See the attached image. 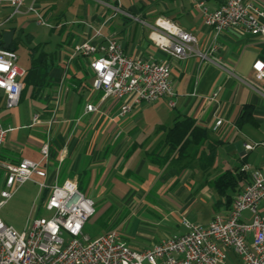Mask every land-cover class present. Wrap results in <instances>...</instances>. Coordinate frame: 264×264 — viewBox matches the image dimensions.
Wrapping results in <instances>:
<instances>
[{
	"label": "crops",
	"instance_id": "1",
	"mask_svg": "<svg viewBox=\"0 0 264 264\" xmlns=\"http://www.w3.org/2000/svg\"><path fill=\"white\" fill-rule=\"evenodd\" d=\"M33 1L24 0L18 13L27 16L28 23L48 25L51 33L59 35L53 43L33 42L34 34H27L31 43L48 53V79L37 94L32 87L24 89L20 103L28 94L32 98L27 110L0 117L6 127H14L0 148V160H39L41 147L49 139L48 172L58 169L59 180L76 178L80 188L94 198L98 207L92 216L101 226L98 235L117 229L138 250L168 234L187 231L184 219L207 225L216 213L227 214L234 197L250 181L252 170L264 169V80L256 78L253 68L257 58H264V34L240 25L228 27L217 38V64L197 53L171 55L155 42L153 26L160 19H170L195 34L198 47L206 51L215 33L204 22L201 3L214 9L226 0H36L38 11L48 18L45 23L29 9ZM252 1L264 8V0ZM12 11L4 1L0 20ZM16 14L5 21L0 36L5 29H15L12 45L16 42L17 51L24 27L17 24ZM94 27L105 35L113 34L128 54L169 61L175 94L141 102L125 114L120 112L122 100L103 99L102 92L92 88L88 59L72 54L74 44L90 38ZM23 81L25 86L24 77ZM4 102L0 89V108L6 107ZM88 102L96 103L98 110L87 111ZM246 105L252 113L242 116ZM35 111L41 113V121L30 125ZM53 113L57 121L49 131ZM179 114L193 117L220 140L211 166L205 168L199 161L203 148L162 164L153 160L156 154L166 153L167 130ZM246 143L254 147L247 148ZM226 171L238 181L224 191L216 179ZM260 210L264 213V203ZM243 216L253 219L250 211ZM198 217L204 219L198 221ZM221 264L242 262L229 249Z\"/></svg>",
	"mask_w": 264,
	"mask_h": 264
},
{
	"label": "built area",
	"instance_id": "2",
	"mask_svg": "<svg viewBox=\"0 0 264 264\" xmlns=\"http://www.w3.org/2000/svg\"><path fill=\"white\" fill-rule=\"evenodd\" d=\"M4 1L13 7L6 20L20 12L24 4V0H0V5ZM35 2L29 9L37 13L39 22L45 23ZM201 5L204 22L215 33L206 51L198 47L195 34L166 18L153 26L155 42L175 57L197 53L220 64L215 55L219 48L217 38L228 27L240 25L252 33L264 34V8L252 0H226L214 9L204 2ZM6 20H0V31ZM72 54L88 59L93 90L102 92L103 99L122 100V114L141 102L175 94L169 61L128 54L113 34L105 35L100 27H94L90 38L75 43ZM18 58L14 48L0 44V89L4 91L8 108L20 103L24 87L27 69L20 66ZM253 68L256 78L264 80V58H257ZM217 94L215 91L214 96ZM86 110H98V105L88 102ZM40 121L41 113L35 111L30 125ZM56 121L57 115L53 113L49 131ZM221 122V118L217 120V124ZM13 128L6 127L0 119V148ZM246 147L254 145L246 143ZM41 152L39 160H0L3 169L0 209L22 183L32 179L39 184L42 199L36 213L42 204L49 212L48 215L33 212L27 227L21 231L0 215V264H221L229 249L240 257L242 264H264V213L260 210L264 203V169L252 170L250 181L234 197L227 214L216 213L207 225L184 219L187 231L165 236L152 246L138 250L128 245L117 229L94 238L85 234L84 227L96 211L94 198L80 188L76 178L68 177L60 182L58 169L52 174L48 172L46 165L52 156L49 139L43 143ZM245 211L253 214L251 221L245 220Z\"/></svg>",
	"mask_w": 264,
	"mask_h": 264
},
{
	"label": "trees",
	"instance_id": "3",
	"mask_svg": "<svg viewBox=\"0 0 264 264\" xmlns=\"http://www.w3.org/2000/svg\"><path fill=\"white\" fill-rule=\"evenodd\" d=\"M12 47L16 48V42H14ZM47 56L48 53L42 51L39 45H35L32 48V63L24 76L26 84L23 88L21 99H23L24 89L28 90L32 87L33 94H37L47 83ZM244 109L242 116L247 115V113H252L251 110L249 112L248 105H246ZM219 143V139H214L212 137L210 129L199 125L197 121L189 115L179 114L167 130L165 138L166 153L164 155L155 153L157 156L153 157V160L158 164H162L165 160L167 161L170 158H183L191 155L193 152L198 153L199 150L203 148V154L199 157V161L203 167L207 168L214 163ZM237 181L238 178L234 176L231 171H226L216 179L218 187L224 191L228 186L235 187ZM231 200L232 197L230 201Z\"/></svg>",
	"mask_w": 264,
	"mask_h": 264
},
{
	"label": "rangeland",
	"instance_id": "4",
	"mask_svg": "<svg viewBox=\"0 0 264 264\" xmlns=\"http://www.w3.org/2000/svg\"><path fill=\"white\" fill-rule=\"evenodd\" d=\"M21 13L16 14L15 20L18 22L17 24L24 27L22 40L18 44L17 53L19 56V64L24 68H28L30 62V50L36 45L35 43H31L30 39L27 37V34H34L35 38L31 39L33 42H38L40 40H51L53 43L57 42V34L51 33V29L48 25L39 24L36 21H31L28 23L26 17ZM46 21L48 18L45 17ZM6 26H9L8 24ZM31 32V33H30ZM20 32L17 34L19 36ZM32 98L30 94H28L24 100L19 104V106L15 107H5L0 108V117L5 118L10 113H14L15 111L27 110L28 105L31 103ZM35 179H38L35 177ZM63 179H60L62 182ZM3 184V171H0V185ZM89 195V194H88ZM41 195L39 194V184L32 179H29L22 183L18 189L15 191L14 195L1 207L0 215L7 222L14 225L18 230H23L27 227L29 223V219L34 212V215H48V211L45 209L44 205L40 207L39 211H37V207L41 204ZM36 204V210H35ZM95 207L98 206L95 204ZM35 210V211H34ZM198 221L204 219L203 217H198ZM101 231V226L95 220H93V216L88 220L85 225L84 232L90 237H96ZM177 233H171L167 236L174 235Z\"/></svg>",
	"mask_w": 264,
	"mask_h": 264
},
{
	"label": "water",
	"instance_id": "5",
	"mask_svg": "<svg viewBox=\"0 0 264 264\" xmlns=\"http://www.w3.org/2000/svg\"><path fill=\"white\" fill-rule=\"evenodd\" d=\"M15 29H5L2 31V37L0 36V44L4 47H12L14 39Z\"/></svg>",
	"mask_w": 264,
	"mask_h": 264
}]
</instances>
